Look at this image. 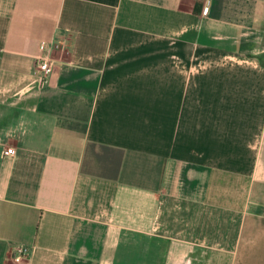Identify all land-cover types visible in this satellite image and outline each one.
<instances>
[{
    "label": "crops",
    "instance_id": "obj_1",
    "mask_svg": "<svg viewBox=\"0 0 264 264\" xmlns=\"http://www.w3.org/2000/svg\"><path fill=\"white\" fill-rule=\"evenodd\" d=\"M260 57L264 0H0V264H264Z\"/></svg>",
    "mask_w": 264,
    "mask_h": 264
},
{
    "label": "built area",
    "instance_id": "obj_2",
    "mask_svg": "<svg viewBox=\"0 0 264 264\" xmlns=\"http://www.w3.org/2000/svg\"><path fill=\"white\" fill-rule=\"evenodd\" d=\"M32 62L34 63V75L37 76L42 81L46 79V77L52 72V63L51 60L48 57H38L35 59H32ZM3 154L5 156H13L15 154V151L13 148L6 149ZM29 251L25 247H16L14 249L12 259L14 262H20L23 260L26 256H28Z\"/></svg>",
    "mask_w": 264,
    "mask_h": 264
},
{
    "label": "trees",
    "instance_id": "obj_3",
    "mask_svg": "<svg viewBox=\"0 0 264 264\" xmlns=\"http://www.w3.org/2000/svg\"><path fill=\"white\" fill-rule=\"evenodd\" d=\"M260 61L264 65V61H263V58L262 57H260Z\"/></svg>",
    "mask_w": 264,
    "mask_h": 264
}]
</instances>
